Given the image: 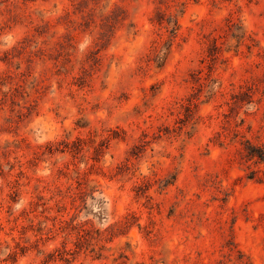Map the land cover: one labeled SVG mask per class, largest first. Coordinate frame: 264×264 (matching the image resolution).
Segmentation results:
<instances>
[{
	"label": "rangeland",
	"instance_id": "374dc122",
	"mask_svg": "<svg viewBox=\"0 0 264 264\" xmlns=\"http://www.w3.org/2000/svg\"><path fill=\"white\" fill-rule=\"evenodd\" d=\"M0 264H264V0H0Z\"/></svg>",
	"mask_w": 264,
	"mask_h": 264
}]
</instances>
